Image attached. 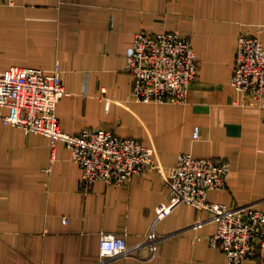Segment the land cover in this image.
Returning a JSON list of instances; mask_svg holds the SVG:
<instances>
[{
    "label": "crops",
    "instance_id": "0c3cea01",
    "mask_svg": "<svg viewBox=\"0 0 264 264\" xmlns=\"http://www.w3.org/2000/svg\"><path fill=\"white\" fill-rule=\"evenodd\" d=\"M143 29L190 38L199 70L184 102L133 96L127 56ZM242 34L264 46V0H14L0 6V63L60 67L69 89L57 106L63 130L135 138L160 166L183 152L229 161L227 187L209 198L264 209V108L232 85ZM56 150L52 159L47 136L0 122V264H95L102 232L125 226L130 245L153 226L164 237L153 254L147 247L109 264H227L209 241L217 223L190 227L207 220L208 209L183 202L156 218L169 199L160 171L86 189L71 149L59 142Z\"/></svg>",
    "mask_w": 264,
    "mask_h": 264
},
{
    "label": "built area",
    "instance_id": "2783aa9c",
    "mask_svg": "<svg viewBox=\"0 0 264 264\" xmlns=\"http://www.w3.org/2000/svg\"><path fill=\"white\" fill-rule=\"evenodd\" d=\"M13 3L14 0H0V6ZM198 64L190 38L180 30H138L126 65L132 76L133 96L145 102L182 103L198 75ZM232 85L264 108V46L254 35L239 37ZM67 93L69 89L59 66L47 72L34 66L5 68L0 63V122L47 136L52 159L56 158L58 143L64 142L71 149L72 160L82 168V184L86 189L98 180L123 184L135 174L160 171L169 189V199L157 206V219L166 217L183 202L197 209H208L209 218L190 227L216 222L217 231L209 236V241L226 253L227 264H244L255 257L259 264H264V209L255 203L231 206L209 198L211 190L227 187L229 161L217 162L212 157L183 152L175 165L160 166L155 162L153 148L135 138L104 129L67 132L57 115L58 103ZM127 234L126 226L119 233L102 232L101 253L95 264L139 255L147 247L153 254L164 237L153 226L141 241L130 245Z\"/></svg>",
    "mask_w": 264,
    "mask_h": 264
}]
</instances>
